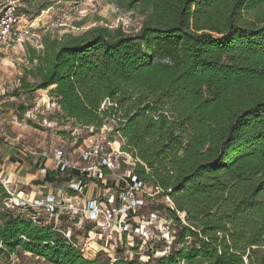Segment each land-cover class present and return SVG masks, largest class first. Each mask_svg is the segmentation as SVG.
I'll return each instance as SVG.
<instances>
[{
	"label": "trees",
	"instance_id": "trees-1",
	"mask_svg": "<svg viewBox=\"0 0 264 264\" xmlns=\"http://www.w3.org/2000/svg\"><path fill=\"white\" fill-rule=\"evenodd\" d=\"M110 1L144 17L138 33L95 27L77 37L43 34L41 50L27 48L31 68L14 93L28 100L48 91L58 109L48 120L74 122L71 132H100L113 121L137 160L134 175L169 197L167 217L180 230L168 253L144 262L89 259L32 210L3 207L0 257L264 264V0ZM53 3L41 0L36 18ZM22 104V113L30 111ZM56 180L65 179L47 173L48 182Z\"/></svg>",
	"mask_w": 264,
	"mask_h": 264
},
{
	"label": "built area",
	"instance_id": "built-area-1",
	"mask_svg": "<svg viewBox=\"0 0 264 264\" xmlns=\"http://www.w3.org/2000/svg\"><path fill=\"white\" fill-rule=\"evenodd\" d=\"M49 12L43 13L48 15ZM44 15L26 22L16 3L6 6L0 16V52L26 45L38 31L40 35H46L66 26L65 15L57 17L50 25L43 23ZM21 100L26 102V97L21 96ZM27 116L30 118V112H27ZM41 124L53 127L56 123L46 118ZM105 131L106 126L100 130L102 134ZM124 144L106 138L92 141L81 153L82 162L86 164L84 167L71 166L63 151H56L53 159L61 178L67 174L73 175L74 170L79 172L77 176L73 175L66 184L55 187L40 198L24 197L10 189L7 184L1 183L8 198L0 200V206L12 211L32 210L38 218L44 219L46 224L51 225L75 248L91 258H96L100 251L110 254V249L115 251L139 248V244L134 245L137 241L147 244L153 238L152 229L157 226L159 212L153 213L147 220L138 219L137 214L161 190L149 187L134 175L137 160L125 152ZM29 154L37 155L31 150ZM41 157L51 158L47 152H42ZM47 173L46 169H42V174ZM109 182H112L114 189L104 188ZM93 183L105 192L86 199V188ZM166 201L172 206L169 197H166ZM84 222L87 229L84 228ZM168 227L166 224L164 229ZM163 237L170 240L168 233ZM11 260H17L16 254L11 255Z\"/></svg>",
	"mask_w": 264,
	"mask_h": 264
},
{
	"label": "rangeland",
	"instance_id": "rangeland-1",
	"mask_svg": "<svg viewBox=\"0 0 264 264\" xmlns=\"http://www.w3.org/2000/svg\"><path fill=\"white\" fill-rule=\"evenodd\" d=\"M40 1L41 0H0V16L6 6L11 3H16L19 13L25 16V21H34ZM52 1L54 3L52 7L48 9V11H50L49 14L44 15L42 12L41 16L44 15L43 18L45 20L43 23L46 25H50L61 15L66 16V26L60 27L50 33L52 37L56 39L63 38L67 35L75 37L81 36L95 27H107L110 29L121 28L127 33L136 34L140 31L144 22V17L141 16L139 12L119 9L111 3L110 0H81L76 3L67 2L65 0ZM40 34L39 31L36 32L26 45L15 47L9 51L0 52V109L7 106L6 108L11 110H18L23 106L21 98L17 93H14V91L19 88V79L24 75L25 70L31 68L28 62L29 56L27 48L30 46L37 50L42 49L40 46V37H42V35ZM49 98L48 91H37L26 100V106L30 110L28 111L30 112V118L27 116V112L22 113V115L17 114V117L19 122L24 126L23 129L28 132L26 135L30 137L36 135L35 139H46L45 151L48 152L51 158L55 150L63 151L67 162L71 166L78 165L84 167L86 164L82 162L81 153L92 141L106 138L108 140L114 139L122 143L119 136L114 133L116 124L111 120L106 122L105 134L97 132L94 129L85 130L79 128L71 132V129L75 128L74 122L72 121H62L60 123L61 126L57 124L53 127L44 126L41 124L42 120L55 117L58 111L56 106L51 104ZM32 116H34V118H32ZM42 133H45V135H42ZM18 145L23 146L24 143H19ZM30 150L38 153V150H41V148ZM72 176L71 174L65 175L63 177V179H65L63 184H66ZM95 184L96 183L92 184V187L96 188L94 192L99 189H97ZM104 188L106 190L114 189L112 182H109ZM153 199L154 200L150 199L149 205L141 209L137 214L138 219L147 220L153 213L157 212V208L160 209L157 226L155 229H152L153 233L151 232L153 238H151L147 244H143L142 241H137L134 245L139 244V248L136 250L138 253L128 248L123 250L115 249V251L110 249V254L100 251V256L104 257V259L107 258L111 260L120 256L134 257L144 262L148 260V256L151 253L158 257L161 256L163 252L168 253L170 251L174 236L177 235L180 228L173 224L172 221L168 220L166 209L169 203L166 201V198H159L157 196ZM1 208L3 207L0 206V209ZM16 211L19 212L18 210ZM84 223L86 224V222ZM166 224L169 226L168 229H164ZM167 233L170 234V240H166L163 237V235ZM16 257L17 260L15 262L11 260V256L0 257V264H48L45 261L36 260L35 257H27L25 254L16 255Z\"/></svg>",
	"mask_w": 264,
	"mask_h": 264
},
{
	"label": "crops",
	"instance_id": "crops-1",
	"mask_svg": "<svg viewBox=\"0 0 264 264\" xmlns=\"http://www.w3.org/2000/svg\"><path fill=\"white\" fill-rule=\"evenodd\" d=\"M6 107L0 109V186L1 183H5L10 189L23 194L24 197L40 198L46 196L55 187L64 183H59L58 180L48 182L47 175L42 174V169H46L49 174L53 173L58 179H63L58 175L59 171L53 159L55 153L52 158L41 157L42 152H47L45 151L46 139H35L36 135L32 137L26 135L28 132L23 129L24 126L17 117V114L22 115V112L19 109L11 110ZM19 143H24V145L19 146ZM40 148L39 154H29L30 149L37 150ZM95 189L92 185L87 186L86 199L105 192L101 187L98 189V186L96 192H94ZM84 228L87 229L86 224ZM94 246L96 247V245ZM25 256L33 257L30 254H25ZM85 257L94 259L88 255ZM35 259L44 262L42 259Z\"/></svg>",
	"mask_w": 264,
	"mask_h": 264
}]
</instances>
